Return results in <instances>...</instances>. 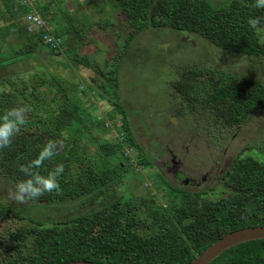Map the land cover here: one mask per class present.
Returning <instances> with one entry per match:
<instances>
[{
  "label": "rangeland",
  "instance_id": "obj_1",
  "mask_svg": "<svg viewBox=\"0 0 264 264\" xmlns=\"http://www.w3.org/2000/svg\"><path fill=\"white\" fill-rule=\"evenodd\" d=\"M22 1L0 0V56L7 51L24 50L25 38L15 28L25 30ZM207 1L217 6L228 0ZM30 3L49 22L60 44L54 51L42 42L35 48L28 45L26 57L0 68V74L16 70L0 77V116L8 109L24 106L29 109L25 118L28 124L22 126L25 133L46 132L52 141L48 129L51 120L58 116L60 102L66 99L83 106L91 114L90 119L84 120L86 129L78 133L81 127L72 126L79 128L73 133L78 138L76 148L80 155L72 171L83 164L92 172L107 173L113 171L114 160L122 161L128 169L125 156L118 152L104 162L97 153L99 141L119 145L133 164L139 157L147 156L144 154L148 150L151 157L146 160L150 165L138 164L140 167L129 170L112 187L117 194L124 193L134 200L154 197L157 204H165L172 198L189 200L192 194L199 199L226 195L228 189L217 177L237 152L264 161V103L260 110L234 124L227 104L208 102L213 84L235 77L264 82L263 56L227 51L195 34L167 27L163 14L156 17V28L140 21L138 28L133 27L113 0ZM258 31L264 39V26ZM58 87L67 91L64 98ZM115 101L122 106L128 125L119 124ZM92 117L101 119L102 127ZM127 127L137 146L124 141ZM65 131L55 137L57 150L58 139L67 136ZM20 147L15 157L23 161L29 157L30 148L22 140ZM6 150L0 149V154ZM160 157H167V167L155 165ZM178 168L181 173L174 180L171 173ZM160 177L166 183L160 184ZM18 181L0 177V237L35 219L49 225L52 220L81 212L88 204L85 202L83 208L81 202L37 208L17 203L9 198V193ZM165 184L178 185L179 189L168 192ZM141 208L139 205L137 212L144 215ZM6 249V243L0 244V264L12 259Z\"/></svg>",
  "mask_w": 264,
  "mask_h": 264
},
{
  "label": "trees",
  "instance_id": "obj_2",
  "mask_svg": "<svg viewBox=\"0 0 264 264\" xmlns=\"http://www.w3.org/2000/svg\"><path fill=\"white\" fill-rule=\"evenodd\" d=\"M113 5L122 10L127 23L133 27H137L140 21L149 28H156L159 24L156 17L163 14L167 27L195 34L227 51L264 57V39L247 23L249 18H258L259 27L264 26V9L254 7L252 1L228 0L213 6L207 0H113ZM21 9L25 13L28 7L23 5ZM136 18L139 20L136 21ZM15 28L25 38L24 50L4 52L0 56V68L26 57L28 49L25 48H35L38 42L41 43L38 34ZM12 72L16 70L4 72L0 77L4 78ZM57 89L64 98L67 91L61 87ZM15 97L19 98L18 95ZM208 99L215 105L227 104L234 124H238L250 113L260 110L264 103V82L235 77L213 84ZM114 103L118 109V123L128 125L122 106H118L116 101ZM208 108L211 110V107ZM58 112V116L51 120L52 126L48 131L52 133V141L63 129H66L67 136L58 139L60 148L56 154L33 171L47 175L62 164L64 171L57 177L59 189L45 193L38 197L39 200L23 204L37 208L64 207L75 202H81L80 207L83 208L85 202L88 204L81 212L52 220L49 225L35 219L30 225L1 236L0 244L6 243L7 254L12 255L8 264H64L78 259L97 264H186L226 232L264 225V161L235 153L217 177L228 189L227 194L218 199H199L192 194L186 200L187 204L184 199L177 198L165 204H157L154 197L134 200L125 197L124 193L117 194L112 185L114 181L119 182L126 177L129 170L135 171L140 167L138 164L147 165L146 159L151 157L148 150L144 154L148 157L141 156L133 164L119 145L99 141L97 153L104 162L118 152L120 156H125L123 159L128 169L122 161L114 160L111 164L113 171L107 173L92 172L82 167L83 164L72 171V166L77 165L74 163L80 157L76 148L78 138L73 133L79 128L72 126L81 127L78 133L86 129L84 120L90 119L88 114L91 113L66 99L60 102ZM92 120L102 127L101 119L92 117ZM125 130L124 141L137 146L131 130L128 127ZM21 140L30 148L29 157L23 161L15 157L21 150ZM48 142L46 132L25 133L21 127L20 135L14 137L10 147L3 149H7L6 153L0 154V177L25 179L18 170L19 165L34 159ZM155 165L159 166V163L156 161ZM160 179V184L166 183L163 178ZM165 187L168 192L179 189L173 184H165ZM139 205L144 215L138 214ZM207 264H264V238L232 245Z\"/></svg>",
  "mask_w": 264,
  "mask_h": 264
},
{
  "label": "clouds",
  "instance_id": "obj_3",
  "mask_svg": "<svg viewBox=\"0 0 264 264\" xmlns=\"http://www.w3.org/2000/svg\"><path fill=\"white\" fill-rule=\"evenodd\" d=\"M256 8L264 9V0H255L253 5ZM250 28L259 29L260 20L258 18H249L247 21ZM54 51V50H52ZM28 108L14 107L8 109L0 116V149H5L11 146L16 135L21 131V127L25 124ZM58 148V142L49 141L46 143L38 155L27 164L19 165L18 170L26 177L15 184L14 189L9 193V198L17 203H25L29 200H34L45 193H51L59 189L57 177L63 173L62 164L57 165L47 175H40L33 171L39 169L44 164V161L50 160Z\"/></svg>",
  "mask_w": 264,
  "mask_h": 264
},
{
  "label": "water",
  "instance_id": "obj_4",
  "mask_svg": "<svg viewBox=\"0 0 264 264\" xmlns=\"http://www.w3.org/2000/svg\"><path fill=\"white\" fill-rule=\"evenodd\" d=\"M264 238V225H254L237 228L226 232L208 246H206L201 252L197 253L186 264H207L218 254H220L226 248L235 245L237 243ZM64 264H97L95 262L87 260H72Z\"/></svg>",
  "mask_w": 264,
  "mask_h": 264
},
{
  "label": "built area",
  "instance_id": "obj_5",
  "mask_svg": "<svg viewBox=\"0 0 264 264\" xmlns=\"http://www.w3.org/2000/svg\"><path fill=\"white\" fill-rule=\"evenodd\" d=\"M31 0H23L22 3L28 5V10L23 13L22 18L24 21L25 31L28 33H36L40 36V40L51 50H56L60 44V39L55 36V33L51 29L49 22L42 18L41 15L35 10L30 3ZM107 125V123L105 122ZM128 149L124 150V153Z\"/></svg>",
  "mask_w": 264,
  "mask_h": 264
},
{
  "label": "flooded vegetation",
  "instance_id": "obj_6",
  "mask_svg": "<svg viewBox=\"0 0 264 264\" xmlns=\"http://www.w3.org/2000/svg\"><path fill=\"white\" fill-rule=\"evenodd\" d=\"M169 151V150H168ZM171 154V153H170ZM171 156H172V154H171ZM161 158V157H160ZM167 157H164V158H161L160 160H158L157 162L160 164V165H164V167H167L168 165L166 164V162H167V159H166ZM169 162V164H171L170 162H172L171 160L170 161H168ZM179 172H180V169L178 168V169H174V170H172V176H173V179H175V178H177L178 176H179ZM181 173V172H180Z\"/></svg>",
  "mask_w": 264,
  "mask_h": 264
}]
</instances>
